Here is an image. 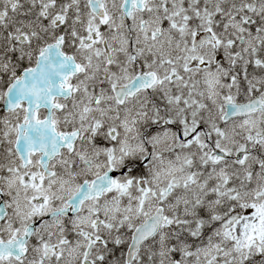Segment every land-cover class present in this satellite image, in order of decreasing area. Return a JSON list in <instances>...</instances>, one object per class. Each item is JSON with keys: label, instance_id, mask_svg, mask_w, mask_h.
I'll return each mask as SVG.
<instances>
[{"label": "snow or ice", "instance_id": "1", "mask_svg": "<svg viewBox=\"0 0 264 264\" xmlns=\"http://www.w3.org/2000/svg\"><path fill=\"white\" fill-rule=\"evenodd\" d=\"M0 264H264V0H0Z\"/></svg>", "mask_w": 264, "mask_h": 264}]
</instances>
